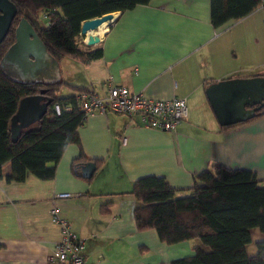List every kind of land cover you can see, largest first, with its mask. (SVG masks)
<instances>
[{
  "label": "crops",
  "instance_id": "obj_1",
  "mask_svg": "<svg viewBox=\"0 0 264 264\" xmlns=\"http://www.w3.org/2000/svg\"><path fill=\"white\" fill-rule=\"evenodd\" d=\"M114 18L91 48L101 49L99 59L60 61L65 84L56 95L104 96L109 85L120 86L154 100L182 98L187 117L166 133L137 117L94 115L78 129L80 146L64 150L51 180L31 174L22 182L0 180V264H50L61 238L52 208L84 242L86 264H170L191 256L199 243L166 245L155 230L138 231V203L130 194L136 180L163 178L176 197H185L194 175L220 164L254 172L264 187V116L221 127L205 94L218 81L264 76L263 8L217 28L209 0H151ZM80 150L84 165L95 166L90 178L72 173ZM61 193L70 196L57 198Z\"/></svg>",
  "mask_w": 264,
  "mask_h": 264
},
{
  "label": "trees",
  "instance_id": "obj_2",
  "mask_svg": "<svg viewBox=\"0 0 264 264\" xmlns=\"http://www.w3.org/2000/svg\"><path fill=\"white\" fill-rule=\"evenodd\" d=\"M9 1L16 8V16L0 43V59L14 42L17 23L24 18L58 63L68 58L87 65L99 59L102 51L100 48L91 50L92 46L84 50L79 46L81 24L106 14L148 5L151 0ZM209 2L210 22L215 28L244 18L260 5L259 0ZM262 8L264 10V5ZM40 15L44 16L45 27L39 21ZM64 84L62 78L54 86L16 84L0 71V180L22 182L26 174L51 180L66 147L80 146L78 129L86 118L77 109L75 96L56 95ZM40 92L44 101L50 103L46 113L39 121L20 130L13 140L11 121L20 101ZM53 104L62 107L59 115L54 113ZM263 116L264 106L252 118L224 128ZM86 162L80 150L71 165L74 176L81 177V167ZM6 167L9 173L5 175ZM130 194L138 203L133 212L138 231L155 230L166 245L198 241L199 246L191 256L170 264H264V238L255 243L254 255L247 253V246L252 242L251 230L257 229L264 235V187L260 186L254 172L213 164L193 176V186L185 197H176L175 190L163 178L154 176L136 180Z\"/></svg>",
  "mask_w": 264,
  "mask_h": 264
},
{
  "label": "water",
  "instance_id": "obj_3",
  "mask_svg": "<svg viewBox=\"0 0 264 264\" xmlns=\"http://www.w3.org/2000/svg\"><path fill=\"white\" fill-rule=\"evenodd\" d=\"M15 16V6L9 0H0V43ZM114 20V13H110L84 21L80 26V36L85 37L86 46L99 42V36L90 32L96 31L104 23L109 26ZM0 71L7 80L21 85L54 86L61 81L58 61L47 52L33 27L24 18L17 23L14 42L0 59ZM205 94L221 127L242 123L264 106V76L218 81L209 85ZM48 104V101H44L43 92L22 99L11 121L12 139L15 140L20 130L39 121L46 113ZM94 170L93 163L81 167V173L86 178H90Z\"/></svg>",
  "mask_w": 264,
  "mask_h": 264
},
{
  "label": "built area",
  "instance_id": "obj_4",
  "mask_svg": "<svg viewBox=\"0 0 264 264\" xmlns=\"http://www.w3.org/2000/svg\"><path fill=\"white\" fill-rule=\"evenodd\" d=\"M259 7L264 0H259ZM77 109L85 118L94 115L117 114L128 118L137 117L147 127L161 132L171 133L178 124L187 117L186 102L175 97L169 100H154L141 94H134L124 87L109 85L104 96L94 91H81L75 95ZM67 108V107H66ZM65 108V109H66ZM53 111L59 115L62 108L55 104ZM124 143V139L122 141ZM66 193L57 194V198H68ZM50 217L61 233L59 242L47 257L50 264H86L84 259V242L58 215V210L52 208Z\"/></svg>",
  "mask_w": 264,
  "mask_h": 264
},
{
  "label": "rangeland",
  "instance_id": "obj_5",
  "mask_svg": "<svg viewBox=\"0 0 264 264\" xmlns=\"http://www.w3.org/2000/svg\"><path fill=\"white\" fill-rule=\"evenodd\" d=\"M40 17V23L42 22V24H43V26L45 27V19H44V16L43 15H40L39 16ZM44 22V23H43ZM106 27H107V25L105 26V29H106ZM82 37V36H81ZM82 39H83V41H85V37H82ZM79 40H80V38H79ZM59 93H57V95H58ZM264 238V235L263 234H261L260 232H258V230L257 229H252L251 230V239H252V242H251V244H249L248 246H247V253L249 254V255H254L255 253H256V246H255V243L257 242V241H259V240H261V239H263Z\"/></svg>",
  "mask_w": 264,
  "mask_h": 264
},
{
  "label": "bare ground",
  "instance_id": "obj_6",
  "mask_svg": "<svg viewBox=\"0 0 264 264\" xmlns=\"http://www.w3.org/2000/svg\"><path fill=\"white\" fill-rule=\"evenodd\" d=\"M107 24L106 23H104V24H102L96 31H94V32H90V34L91 33H93V34H95V35H97L98 36V34L97 33H100V32H103L104 31V29H105V26H106ZM37 85V84H36ZM40 85V84H39ZM41 86V85H40ZM43 86V85H42ZM46 87V86H45ZM48 88V87H47ZM45 90V89H44ZM45 96V95H44ZM46 97V96H45ZM51 99V98H50ZM47 101V100H46ZM59 103V102H58ZM50 104V103H49ZM60 104V103H59ZM54 105V104H53ZM54 107V106H53ZM62 108V107H61ZM62 112V111H61ZM83 114V113H82ZM180 196V195H179Z\"/></svg>",
  "mask_w": 264,
  "mask_h": 264
}]
</instances>
